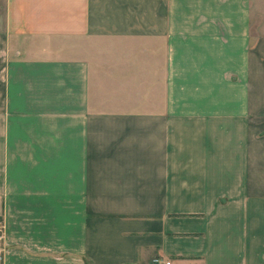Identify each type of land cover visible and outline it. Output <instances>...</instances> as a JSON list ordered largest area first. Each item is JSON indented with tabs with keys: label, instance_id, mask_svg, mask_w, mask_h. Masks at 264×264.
<instances>
[{
	"label": "crops",
	"instance_id": "1",
	"mask_svg": "<svg viewBox=\"0 0 264 264\" xmlns=\"http://www.w3.org/2000/svg\"><path fill=\"white\" fill-rule=\"evenodd\" d=\"M0 264H264V0H0Z\"/></svg>",
	"mask_w": 264,
	"mask_h": 264
},
{
	"label": "built area",
	"instance_id": "2",
	"mask_svg": "<svg viewBox=\"0 0 264 264\" xmlns=\"http://www.w3.org/2000/svg\"><path fill=\"white\" fill-rule=\"evenodd\" d=\"M2 229H3V223H2V220L0 219V239L2 237ZM0 253H1V250H0ZM152 262L154 264H169V262H167V261L164 262L158 257L153 258Z\"/></svg>",
	"mask_w": 264,
	"mask_h": 264
}]
</instances>
